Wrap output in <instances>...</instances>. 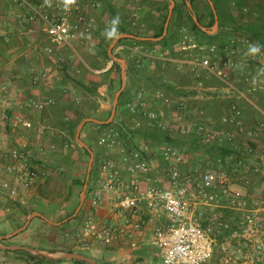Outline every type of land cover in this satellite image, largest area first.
Returning <instances> with one entry per match:
<instances>
[{"label":"rangeland","instance_id":"374dc122","mask_svg":"<svg viewBox=\"0 0 264 264\" xmlns=\"http://www.w3.org/2000/svg\"><path fill=\"white\" fill-rule=\"evenodd\" d=\"M98 1L100 5L88 12L91 18L90 32L81 34L70 46L46 54L43 47L50 44L46 36L37 31L34 36L26 32V27L30 26L27 21L28 9L17 0H0V26H19L21 29L15 34L17 38L14 35L15 38L10 41L3 39L8 32L0 33V55L6 62L8 56L18 58L19 63L27 62L30 74L28 84L43 90L28 93L25 98H16L15 103H10L12 100L3 94L0 101V235L10 234L23 226L33 211H39L53 222H60L75 212L83 189L80 182L84 177L86 179L91 159V155L83 151V146L76 139L78 126L87 117L109 119L115 95L122 86V67L119 62V67L113 66L114 60L109 55L111 44L122 33L117 34L106 47L109 40L107 32L115 28L112 24L118 16L127 18L128 27L136 32L135 35L153 37L165 14L166 9L164 11L163 7L168 4L169 12L171 4V0ZM174 1L175 6L178 4L184 14L183 20L179 21L173 9L168 23L171 30L180 27L176 41L170 39L165 45L118 41L112 49L115 55L126 60V85L123 91L130 88L131 98L127 96V103L123 106H119L118 100L111 126L101 128L93 124L98 122L89 121L80 132L82 140L94 152L88 187L92 183L102 189L105 176L100 167L108 157L118 159L117 150H110L99 143L104 130L110 127L116 129L121 145L156 148L159 152L156 158L151 155L146 157L150 169L140 176L148 184L168 183L165 173L168 164L160 150L171 145L183 157L178 163L181 179L189 175L192 167L212 168L219 175L227 177L232 189L240 188L233 189L240 201L236 209L202 205L193 208L194 215L202 225H207L209 219L214 217L230 226L217 236L215 254L209 262L203 264H264V219L256 220L261 225H257L259 241L255 243H262L261 250L244 237V231L240 235L234 233V229L245 222L244 217L249 210H258V217L264 218V210L261 209L264 133L259 132L254 139H249L234 125L217 123L209 130L224 129L233 134V138L220 140L214 131H211L209 140L196 134L193 131L196 123L209 118L218 120L236 97V92L229 84L207 72L201 73L202 78L198 82L200 78L187 63L176 62L190 59L188 50L182 47L185 35L188 36L187 40L212 44L220 50L226 45H232V39L242 36L250 38L253 44L239 45L238 54L233 57L234 61L243 66L241 68L239 64V68L232 72L230 84L244 92L246 97L239 101L244 124L258 132V123L264 122V112L254 104L264 110V86L259 87L256 93L248 91V87L253 83L264 85V0H245L242 7L239 6V0H232L229 12L218 17V27H207L211 30L205 31L209 36L198 33L192 26L184 5L185 0ZM206 3V0H195L192 10L187 5L191 16L192 12L200 16L201 24L210 22V8ZM135 46L139 47L141 53L136 54L129 49ZM253 46L258 48L255 54L249 51ZM104 48H107L108 57L104 54ZM1 69L11 71L13 66L11 69L7 63H0ZM41 71L48 72V79L34 84L32 77ZM103 84H107L106 90H101ZM7 89V85H3L0 90L5 92ZM141 90H146L144 99L152 102L153 110L162 113L161 118L165 124L173 126L172 131L165 125V128H157L154 132L155 126L144 115L129 107ZM47 97L54 102L44 109H38L34 102ZM165 98L170 99L167 104L162 102ZM104 104L108 105L107 109ZM137 120L142 121L139 126L136 125ZM24 121L29 124L24 125ZM120 122H123L128 133L121 128ZM76 123L78 126L75 130L72 126ZM163 130L169 133L170 141L162 136ZM13 148L24 151V167L10 157L9 152ZM119 165L124 167L123 164ZM123 172L130 176L125 169ZM128 186L129 183L125 182L122 191H130ZM103 193L104 196L109 194L110 200L117 196L114 192ZM104 206V201L95 205L93 194L90 196L86 192L76 216L61 224L37 216L25 230L5 239L3 243L26 245L53 254L69 250L82 252L107 264L109 257L118 251L117 245H111L112 242L104 244L92 237L85 239L83 234L90 217H94L100 224L106 222L101 215ZM126 213L121 218L126 219ZM234 216L238 217L236 223L232 221ZM0 264L86 263H76L71 259L40 260L31 257L25 250L7 251L0 248Z\"/></svg>","mask_w":264,"mask_h":264},{"label":"built area","instance_id":"2783aa9c","mask_svg":"<svg viewBox=\"0 0 264 264\" xmlns=\"http://www.w3.org/2000/svg\"><path fill=\"white\" fill-rule=\"evenodd\" d=\"M17 1L21 6L28 9L27 21L30 26L26 27V32L33 36L36 31L43 33L50 41L49 45L43 47L46 54L55 53L57 49L59 50L63 46H70L78 40L81 34H88L91 30V18H89L88 12L100 5L98 0H74L68 5H65L64 0ZM184 37L182 47L188 50L187 54L190 59L176 60V62L187 63L191 71L200 78L198 82L202 78L201 73L207 72L229 84L230 88L236 92V97L233 98L226 112L218 120L209 118L197 122L193 131L206 140L211 137V131H214L220 140L232 139L233 134L224 129L209 130L210 127L219 123L234 125L239 132L249 139H254L259 132L264 133V122L258 123V132L257 129L244 124V114L239 106V101L246 96L244 92L230 84L232 72L239 68V64L241 68L243 66L233 59L238 54L237 48L239 45L251 46L253 41L242 36L232 39V45H226L220 50L215 45L192 39L187 40V35ZM129 49L133 53H141L137 46ZM47 79L48 72L41 71L32 77L31 81L34 84H39ZM263 86L253 83L248 87V91L256 93L259 87ZM101 88V90H106L107 84H103ZM145 92L146 90H141L134 97L132 105L129 104V107L144 115L155 127L165 128L167 125L168 129L172 131L173 126L168 123L165 124L161 118L162 113L153 110L152 102L144 99L143 94ZM101 93L103 92L101 91ZM169 100V98H165L162 102L167 104ZM53 102L52 98L47 97L43 100H36L34 104L41 110ZM23 123L24 125L29 124L28 121ZM141 123V120L136 121L137 126ZM183 131L185 132L184 128ZM99 143L110 150H117L118 159L108 157L100 167L105 176L102 182L103 188L97 186L98 188L93 192V203L99 205L104 201L103 192L117 193L111 202L113 212L121 217L124 213L130 212L131 218L120 225L109 221L100 224L94 217H90L84 227L85 239L92 237L101 243L109 244L118 237H135L137 233L143 232L145 222L135 221L132 216L140 214L146 208L150 213L151 220L162 212L166 214L168 220L165 225L156 227L151 236V244L155 247L157 257L162 264H203L209 262L216 251L217 236L230 226L229 223L217 221L214 217L209 219L207 225H202L199 223V218L194 215L193 208L198 205L215 208H238L239 198L229 184L227 177L219 175L212 168L192 167L189 175L181 179L178 163L183 159L182 154L171 145H166L160 150V153L167 160L168 165L165 173L168 183H151L145 188H141L139 185L140 176L150 169L146 157L151 155L156 158L159 153L155 150L156 148H150L147 145L142 147L121 145L118 131L113 127L101 133ZM9 153L11 158L17 160L24 167L26 156L21 148H13ZM119 164H123L124 167ZM124 169L130 175L129 177L123 172ZM125 182L129 183L130 191H122ZM261 203L263 204L261 209L264 210V190ZM257 212L256 209L249 210V213L244 217L245 222L238 225V228L234 229V233L240 235L244 231L246 233L244 237H247L252 241V244L254 243L261 250L262 243H255V241H259L256 235V232L258 233L257 225H261L256 220L264 218H259ZM237 219V216L232 217L234 223ZM132 245L134 246L135 242Z\"/></svg>","mask_w":264,"mask_h":264},{"label":"crops","instance_id":"0c3cea01","mask_svg":"<svg viewBox=\"0 0 264 264\" xmlns=\"http://www.w3.org/2000/svg\"><path fill=\"white\" fill-rule=\"evenodd\" d=\"M19 27V26H18ZM17 26H9L7 28L0 26V33L8 32L9 34L7 36H4L3 39H10L15 38L14 35L20 31L21 29ZM16 36V35H15ZM17 38V36H16ZM254 39H256L254 37ZM257 40V39H256ZM258 41V40H257ZM3 58L0 55V63H7V66H10L13 70H0V89H2L3 85H7V90L5 92H1L0 90V101L2 100L3 94H6V98L12 100L10 103H13L16 98L23 97L28 95V93H39L43 92V90H39L37 86L29 85L28 82H30V74H28L29 68L27 66V62L19 63L18 58L15 57L12 58L11 56H8V60H2ZM18 64V66H16ZM22 65V66H21ZM17 69V70H14ZM6 87V86H5ZM15 103V102H14ZM2 105V104H1ZM256 108H258L260 111L264 112V110L257 104H254ZM105 109L108 108L107 104H104ZM15 107V106H10ZM9 107V108H10ZM110 118V117H109ZM84 121V120H83ZM86 123V122H85ZM80 125V124H79ZM79 127V126H78ZM139 185L141 188H145L148 186L147 180L140 179ZM242 187V186H240ZM96 187L95 185H92L90 183V190L88 191V195H92L95 191ZM233 189H240L239 187L233 188ZM111 196L109 194H105L104 196V208L102 207V217L105 221L112 222L114 224H124L127 219L131 218V213H126V219L121 218V216L116 215V213L113 212L112 208V199L110 200ZM109 204V205H107ZM104 213V214H103ZM135 221H144V227L142 233H137L135 237L128 238V237H121L117 240H114L111 245L115 246L117 245L118 251L114 256L109 257V260L107 261V264H162V262L157 257L156 249L151 244V236L154 231V229L158 226H163L167 223V217L164 212L160 213L155 219H150V213L148 209H144L140 214L132 216ZM102 218V219H103ZM135 242V245L133 246L132 243Z\"/></svg>","mask_w":264,"mask_h":264},{"label":"water","instance_id":"95a60500","mask_svg":"<svg viewBox=\"0 0 264 264\" xmlns=\"http://www.w3.org/2000/svg\"><path fill=\"white\" fill-rule=\"evenodd\" d=\"M187 5L189 6L190 10H192V2L191 0H185ZM211 7H212V10L214 12V15H215V22L212 26V29H215L218 27L219 25V21H218V15H217V10L214 6V3L212 0H208ZM174 6H175V1L174 0H171V4H170V7H169V12H168V17H167V20H166V23H165V26H164V30H163V33L161 34V36L159 37H141V36H137L135 34H131V33H122L120 34L114 41L113 43L111 44L110 48H109V55L112 57V59L114 61H117L120 63L121 67H122V71H121V74H122V86L121 88L117 91L116 95H115V101H114V104H113V109H112V114L110 116L109 119L107 120H98V119H95V118H92V117H87L84 119V121H82L77 129V132H76V139L77 141L83 146L85 147L90 155H91V159H90V162H89V165H88V169H87V175H86V179H85V183L83 185V189L80 193V202H79V205L78 207L76 208L75 212L68 218L60 221V222H53L51 220H49L48 218H46L42 213H40L39 211H33L29 217L27 218V220L25 221V223L23 224V226H21L20 228H17L16 230H14L13 232H11L10 234H5V235H0V248L2 249H5V250H25L27 252H30L32 254H40V255H44L48 258H53V259H61V258H76V259H80V260H85L86 262L90 263V264H101L100 262L94 260L93 258L85 255V254H82V253H79V252H58V253H48L46 251H43V250H40V249H37V248H33V247H30V246H26V245H20V244H5L3 243V241L5 239H9L15 235H17L19 232L25 230L27 228V226L29 225V223L31 222V220L37 216H40V217H43L45 220L51 222V223H55V224H61L63 223L64 221L74 217L77 215L78 211L80 210L83 202H84V198H85V194L87 192V189H88V184H89V178H90V175H91V171H92V164H93V160H94V152L93 150L91 149V147L89 145H87L83 140L82 138L80 137V132L85 124V122H89V121H95V122H98V123H110L113 118H114V114H115V111H116V106H117V103H118V100H119V97H120V94L121 92L123 91V89L125 88V85H126V60L115 55L113 52H112V49L113 47L115 46V44L119 41V39L123 38V37H128V38H136V39H141V40H160L162 39L166 34H167V29H168V23H169V20H170V17H171V14L173 12V9H174ZM192 18L194 20V22L197 24V26H199L200 29L206 31V32H211V30H208L207 27H205L203 24H201V22L199 21L197 15L195 13L192 12Z\"/></svg>","mask_w":264,"mask_h":264},{"label":"trees","instance_id":"16d2710c","mask_svg":"<svg viewBox=\"0 0 264 264\" xmlns=\"http://www.w3.org/2000/svg\"><path fill=\"white\" fill-rule=\"evenodd\" d=\"M212 1H213L214 6H215V8L217 10V15H218L219 18H221L222 16H224L226 13L229 12V3L232 0H212ZM191 2H192V5H194L195 0H191ZM206 2H207L206 4L208 5V7L210 8L209 9L210 10L209 11L210 12V22L208 24H203V25L206 26V27H210L215 22V15H214V12H213V10H212V8L210 6L209 1L206 0ZM244 3H245V0H239V6L242 7ZM184 5L187 8L188 19L192 23V26L197 30L198 33H200V34H202L204 36H209L205 31L200 29L199 26H197V24L194 22L191 14H190V11H189V9L187 7L186 2H184ZM165 9H166V11H165ZM167 9H168V4L163 7V10L165 11V14L162 16L161 24L157 27L158 30L156 31V33H154L152 35L153 37H159L163 33L164 26H165V23H166V20H167V14H168ZM174 11L176 12V19L179 20V21L183 20V18H184L183 10H182V8L180 6H178V4H176V6L174 8ZM197 17H198L199 21L201 22L200 16L198 14H197ZM126 21H127V18H125V17H123V18H120L118 16L115 17L114 22L112 24V26L115 27V36L117 34H120V33H131V34H135L136 33L135 31L129 29L128 23ZM179 28L180 27H177L175 30H171V27H169L168 28V34H166L162 39H160L158 41H155V42H153L151 40H141V39L128 38V37L121 38L119 40V42H137L139 44L157 43V44H160V45H165L170 39L176 41ZM256 33H258V30L256 31ZM114 37L109 38L108 42L106 43V45H107L106 47H108L109 43L112 41V39ZM201 41H203V40H201ZM210 43H212V42H210ZM103 50H104L105 56L108 57L107 48L106 49L104 48ZM113 66L119 67V63L116 62V61H113ZM120 83H121V80H120ZM130 94H131V89L130 88H126L123 92H121L120 97H119V106H123L125 103H127L126 98H127V96L130 97ZM130 98H128V99L130 100ZM93 124H95L96 126L101 127V128H107V127L112 125V122H110V123H93ZM77 126H78V124L76 123L72 127H74L75 130H76ZM120 126H121V128H123L125 130L126 133L129 132L124 127L123 122H120ZM156 129H157V127L154 128V132L156 131ZM162 136L165 139H167L168 141L171 140V138H169V133L167 131L163 130ZM82 149L87 155H90L89 151L85 147H82ZM93 170L96 171V168L94 167ZM84 183H85V177L81 180L80 185L83 186ZM89 190H90V186L88 187L87 192ZM7 251H9V250H7ZM69 252H72V250H69ZM26 253L29 254L31 257H34V258H37V259H40V260L58 261V260H63V259H71V260L75 261L76 263L90 264V263L86 262L85 260H80V259H76V258L53 259V258H48V257H46L44 255H40V254H32V253L27 252V251H26ZM79 253H82V252H79ZM99 262L104 264V262H102L100 260H99Z\"/></svg>","mask_w":264,"mask_h":264},{"label":"clouds","instance_id":"9594fccd","mask_svg":"<svg viewBox=\"0 0 264 264\" xmlns=\"http://www.w3.org/2000/svg\"><path fill=\"white\" fill-rule=\"evenodd\" d=\"M73 2H74V0H64L65 5L71 4ZM107 36H108V38L114 37L115 36V28H113L111 31H108L107 32ZM249 51L251 53L255 54L258 51V48L253 46V47L250 48Z\"/></svg>","mask_w":264,"mask_h":264}]
</instances>
